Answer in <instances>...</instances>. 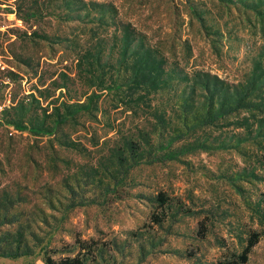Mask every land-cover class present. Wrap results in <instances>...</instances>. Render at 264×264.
Returning <instances> with one entry per match:
<instances>
[{
  "label": "rangeland",
  "instance_id": "374dc122",
  "mask_svg": "<svg viewBox=\"0 0 264 264\" xmlns=\"http://www.w3.org/2000/svg\"><path fill=\"white\" fill-rule=\"evenodd\" d=\"M193 1L206 29L187 0H0V190L22 189L32 201L24 214L48 221L38 223L43 245L33 256L0 264H44L43 249L72 244L75 235L134 242L125 264H217L242 252L249 231L261 237L247 264H264V225L249 208L264 211V182H237L239 192L228 181L245 167L264 176L262 152L251 148L254 155L245 159L236 151L198 149L176 161L143 162L128 174L115 164L124 139L163 133L154 110L166 112L165 140L174 139L170 130L182 128L186 85L168 93L144 88L143 79L132 84L123 72L131 60L118 56L123 34L107 26L110 16L102 17L95 4L113 6V21L129 25L132 39L143 38L164 71L176 68L192 80L210 74L239 85L264 55V23L249 8ZM210 31L219 35L208 37ZM99 53L103 75L92 82L77 63L89 65ZM195 101L197 107L204 102L200 91ZM235 121L188 132L173 149L229 141L244 133ZM9 122L52 133L36 136ZM48 189L65 203L58 212L44 200ZM160 194L170 199L163 210ZM154 215L163 218L162 227L153 224Z\"/></svg>",
  "mask_w": 264,
  "mask_h": 264
},
{
  "label": "trees",
  "instance_id": "16d2710c",
  "mask_svg": "<svg viewBox=\"0 0 264 264\" xmlns=\"http://www.w3.org/2000/svg\"><path fill=\"white\" fill-rule=\"evenodd\" d=\"M218 1L227 5L243 4L254 12L260 22L264 23V0H251V2L246 0ZM187 2L191 5L192 12L201 22L203 28L206 29V20L195 8L194 1L187 0ZM95 7L102 17L106 13L110 16L111 23L107 25L108 27L116 28L117 31L123 34L118 56L122 61H127L128 58L131 60L123 72H126L127 79L132 84H139L140 79H143L142 85L145 86L144 88H152L153 92L163 90L168 93L180 90L184 84L186 85L183 88L178 115L182 128L170 130L171 134H175L174 139L165 140V131L169 128L165 120L166 112L164 111L163 116H161L158 114V110H154V118L163 123V133H155L153 137L141 133V135H135L133 138L124 139V150L114 157L116 167L125 170L128 174L132 168L143 162L164 163L166 161H176L179 160L181 154H189L198 149L205 152L211 150L236 151L245 159L252 156V154L254 155V153L251 154V148L264 154V55L255 60L250 76L244 83L239 85H230L217 76L210 74H206L204 77L197 74L192 80L189 75L182 76L179 74L176 68L164 71L162 62L154 55L153 49L144 46L143 38L132 39L129 25L125 26L121 22L113 21L117 14L113 6L95 4ZM80 10L86 12L88 8L85 7ZM211 35H219V33L207 32L208 37H211ZM102 55L100 53L96 55V58H93V63L89 65L80 60L77 63L78 72L82 73L85 70L90 75L89 78L92 82L102 78L103 73L98 72ZM189 84H191V87H188ZM189 88L190 91H188ZM58 89L62 88L59 87ZM198 91L201 92L204 99L200 107H197L195 101V95ZM77 108L81 111L86 107L83 104H78ZM228 119H236V123H232V126L243 130L244 133L234 135L229 141L223 140L217 146L208 145L207 143L199 145L196 142L191 146L173 149L174 143L185 139L184 136L188 132H197L202 128L219 127L222 122ZM9 124L20 131H29L36 136L52 133L51 129H45L43 126L32 123L27 126L13 122H9ZM155 147L158 149L157 153H153ZM148 158L152 161H147ZM252 178H261L264 182V176L256 175L255 171L249 172L246 167L230 176L228 181L239 192H243V188L237 185V182L252 184ZM77 188H81L80 184H77ZM44 200L50 210L57 212L59 210L57 205L62 208L65 204L54 197L52 189H48L47 198L45 197ZM156 201L163 210L170 199L166 195L160 194ZM31 203L32 201L23 195L22 189H18L17 192L9 189L0 190V259L14 261L31 257L34 255L36 248L43 245V240L40 239L37 233L38 223L47 224L48 221L38 220L36 212L29 215L24 214L21 208ZM249 208L257 211L260 222L264 225V211H260L263 209H260L259 206L254 209L251 205H249ZM70 209L68 208L65 211ZM152 220L153 224L162 227L163 218L161 216L154 215ZM127 235L134 237L136 233L130 232ZM201 235L205 236L203 232ZM260 237L261 235L258 232L249 231L248 237L244 240L242 252L232 254L217 264H247L252 250L260 242ZM134 244L132 241H122L116 238L113 240L102 238L85 240L80 235H75L72 244H65L60 249H43V262L44 264H125L127 258L133 256ZM144 251L145 246L141 245L140 252Z\"/></svg>",
  "mask_w": 264,
  "mask_h": 264
}]
</instances>
